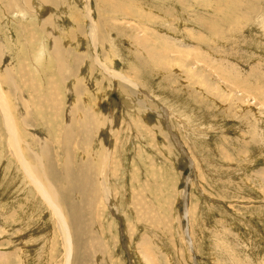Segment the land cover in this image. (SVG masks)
Wrapping results in <instances>:
<instances>
[{
    "label": "rangeland",
    "instance_id": "rangeland-1",
    "mask_svg": "<svg viewBox=\"0 0 264 264\" xmlns=\"http://www.w3.org/2000/svg\"><path fill=\"white\" fill-rule=\"evenodd\" d=\"M0 78V264H264V0H0Z\"/></svg>",
    "mask_w": 264,
    "mask_h": 264
},
{
    "label": "bare ground",
    "instance_id": "bare-ground-1",
    "mask_svg": "<svg viewBox=\"0 0 264 264\" xmlns=\"http://www.w3.org/2000/svg\"><path fill=\"white\" fill-rule=\"evenodd\" d=\"M110 7H112V6H110ZM110 12H111V14L117 13V7H113L112 10L110 9ZM142 21H144V18H142ZM151 54H152V57L149 59L157 60L158 57L155 55V53H154L155 56L153 55L152 51H151ZM60 63H62V62H60ZM105 70L113 78H115V79L119 78L120 80L123 79L125 82L133 84L131 81L127 80L125 77H122V75H120L118 73H116V74L112 73L109 70L108 66L105 67ZM1 80H2V78H0V81ZM7 101H8L7 96L4 97V95L0 92V102H1V107H2L1 111H2V114L4 115L5 124H6L7 130H8V133L10 135V140L8 139L9 140L8 142L10 144L9 145L10 150L14 153L16 158L20 161V164L22 165L23 169H25L27 177L34 183V185L36 186V188L39 191V194L44 198V202H46V204L49 206L52 213L54 214L55 218L57 219L59 226L61 228L64 243H65L64 249L66 250L65 254H66L67 261H68L71 254H72V251H73V246H72L71 237H70V233H71L70 226H69L70 220L68 219V214H66V211L64 209H61V207L59 206L60 205L59 201H58L59 195H57V192L55 191V189L52 186H49L46 183H44L42 180V177L40 175H38L35 170H34V172H32L30 170V168H29L30 163L26 160L25 157H23V148H21V146L19 144L20 143L19 137L17 136V133L15 131L17 126H16V123L14 121V116H13L12 112L9 111V108H8L9 105L7 104ZM262 181L264 183V177H263ZM102 183H104V182H102ZM72 228L74 229L73 226H72Z\"/></svg>",
    "mask_w": 264,
    "mask_h": 264
}]
</instances>
